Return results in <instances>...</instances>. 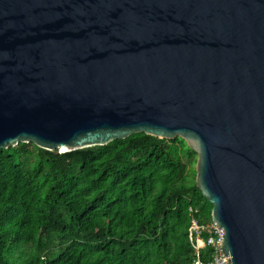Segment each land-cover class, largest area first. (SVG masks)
Returning a JSON list of instances; mask_svg holds the SVG:
<instances>
[{"label":"water","instance_id":"95a60500","mask_svg":"<svg viewBox=\"0 0 264 264\" xmlns=\"http://www.w3.org/2000/svg\"><path fill=\"white\" fill-rule=\"evenodd\" d=\"M181 137L230 264H264V0H0V149Z\"/></svg>","mask_w":264,"mask_h":264},{"label":"trees","instance_id":"16d2710c","mask_svg":"<svg viewBox=\"0 0 264 264\" xmlns=\"http://www.w3.org/2000/svg\"><path fill=\"white\" fill-rule=\"evenodd\" d=\"M184 139L0 149V264H193L212 221ZM207 252L198 256L205 259Z\"/></svg>","mask_w":264,"mask_h":264},{"label":"built area","instance_id":"2783aa9c","mask_svg":"<svg viewBox=\"0 0 264 264\" xmlns=\"http://www.w3.org/2000/svg\"><path fill=\"white\" fill-rule=\"evenodd\" d=\"M193 232L196 241V257L193 264H230L228 261L229 256H225L223 252V239L225 236L223 227L214 221L201 225L198 219H194ZM203 250H208L205 259L198 256Z\"/></svg>","mask_w":264,"mask_h":264},{"label":"clouds","instance_id":"9594fccd","mask_svg":"<svg viewBox=\"0 0 264 264\" xmlns=\"http://www.w3.org/2000/svg\"><path fill=\"white\" fill-rule=\"evenodd\" d=\"M213 221V220H212Z\"/></svg>","mask_w":264,"mask_h":264}]
</instances>
